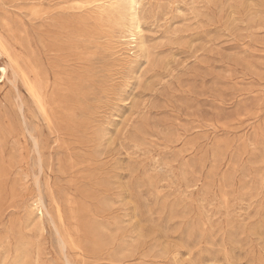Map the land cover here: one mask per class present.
<instances>
[{"label": "rangeland", "instance_id": "1", "mask_svg": "<svg viewBox=\"0 0 264 264\" xmlns=\"http://www.w3.org/2000/svg\"><path fill=\"white\" fill-rule=\"evenodd\" d=\"M95 1L0 0V264H264V0Z\"/></svg>", "mask_w": 264, "mask_h": 264}, {"label": "bare ground", "instance_id": "2", "mask_svg": "<svg viewBox=\"0 0 264 264\" xmlns=\"http://www.w3.org/2000/svg\"><path fill=\"white\" fill-rule=\"evenodd\" d=\"M102 1L103 0H96L95 2L101 3ZM122 1L123 0H109L108 2H109V6L113 8V7H118ZM137 30L138 31L140 30V26L137 27ZM132 40L135 43V45H134L135 48H137L139 46H143L142 38L139 35L132 34ZM3 59H6L7 62H6V64H4L0 67V74H1L0 83H3L7 80V82L9 81L13 85L12 87H14V90H15L17 83L21 82L25 85V87H27V90L30 93V95L34 99L38 100L37 88L34 86V84L31 81L28 80L26 72L21 68L18 61L14 59V57L12 56V54L9 51V48L4 43H2L0 40V63L3 61ZM4 62H5V60H4ZM10 75H11V77H10ZM21 106H23V105H21ZM25 133L28 135V137L30 138V140L34 144L36 151L38 152L39 151V140H38V137H36L35 132L26 128ZM39 211H40L41 216L44 215L43 211H45L46 215L52 220V217H51L50 213L48 212V210H46L45 204H44L43 199L41 197H39ZM54 224L57 227V224L55 222H54ZM61 237H62V249H63V252H66L68 247H69V243H68L67 239L62 234H61Z\"/></svg>", "mask_w": 264, "mask_h": 264}]
</instances>
